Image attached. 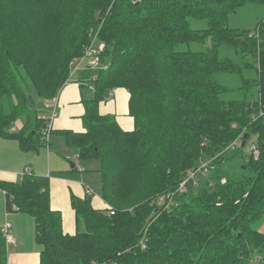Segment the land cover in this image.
I'll list each match as a JSON object with an SVG mask.
<instances>
[{
  "label": "trees",
  "instance_id": "1",
  "mask_svg": "<svg viewBox=\"0 0 264 264\" xmlns=\"http://www.w3.org/2000/svg\"><path fill=\"white\" fill-rule=\"evenodd\" d=\"M247 4L264 0H0V136L34 150L62 135L79 159H100L111 206L73 196L69 235L48 176L0 180L7 213L35 219L39 264H264L255 226L264 215V19L253 30L227 20ZM93 42L100 65L78 72L96 89L86 130H54L41 102ZM119 87L130 93L131 130L99 111L106 89ZM246 134L257 136V157L245 152L249 139L242 146ZM5 225L0 264L15 247Z\"/></svg>",
  "mask_w": 264,
  "mask_h": 264
},
{
  "label": "crops",
  "instance_id": "2",
  "mask_svg": "<svg viewBox=\"0 0 264 264\" xmlns=\"http://www.w3.org/2000/svg\"><path fill=\"white\" fill-rule=\"evenodd\" d=\"M80 70L71 71L69 81L58 92L57 96L42 101L39 116L52 115L54 130L85 131V101L94 98L93 82H79ZM129 91L125 88L106 89L104 99L100 103L101 114L108 115L124 130H131L134 119L130 115ZM16 121L13 130L21 129L24 120ZM0 142V180L17 181L25 171L49 177L50 203L54 210L62 215V226L65 233L74 235L77 232V213L73 207L72 197L84 199L92 196V205L96 209H109L110 204L102 196L101 161L79 159L78 150L66 143L60 134H53L49 143H42L38 149L22 150L19 142L13 138H2ZM51 142V147L49 146ZM5 192L0 189V223H11V234L16 245L9 252L8 264H39L41 246L36 239L35 219L23 212L7 213ZM15 249V250H14ZM11 253V254H10Z\"/></svg>",
  "mask_w": 264,
  "mask_h": 264
},
{
  "label": "rangeland",
  "instance_id": "3",
  "mask_svg": "<svg viewBox=\"0 0 264 264\" xmlns=\"http://www.w3.org/2000/svg\"><path fill=\"white\" fill-rule=\"evenodd\" d=\"M264 19V6L263 5H254V4H247L237 10V12L232 13L228 17V24L232 27H239V28H248V29H254V27ZM207 24L206 20H193L192 26L195 28H203ZM85 53V51H84ZM84 55V54H83ZM82 55V56H83ZM75 67L71 68L72 70ZM71 73V70H70ZM33 111L29 113L30 117L33 118ZM20 120L18 124L21 123L23 118L18 119ZM257 136H252L249 140L247 145H245V152H249V146L252 142L256 143ZM4 146L2 142H0V147ZM239 159L233 160V164L230 165L231 171H236V163H239ZM0 225H3L0 223ZM255 226H257L261 231L264 232V215L259 219L257 223H255ZM15 250V249H14ZM13 253V251H12ZM11 254V253H10Z\"/></svg>",
  "mask_w": 264,
  "mask_h": 264
},
{
  "label": "built area",
  "instance_id": "4",
  "mask_svg": "<svg viewBox=\"0 0 264 264\" xmlns=\"http://www.w3.org/2000/svg\"><path fill=\"white\" fill-rule=\"evenodd\" d=\"M100 65V59H99V56H98V52H97V49L94 47V42L88 46L86 49H85V53L84 55L74 64V69L75 72L77 70H81L83 68H86V67H89V68H96ZM56 98H54V101H55ZM56 110H52V115L49 117L50 118V128H52V121L53 119L56 117ZM236 145V143H232L229 147L231 148H235L234 146ZM249 151L250 153H252L254 156H258L259 155V150L258 148L256 147V145L252 144L250 145L249 147ZM207 163L203 164L204 166L202 167H205ZM207 171V170H206ZM196 175V173L192 172L189 176V178L191 177H194ZM185 183H183L181 185V189L183 190L185 187H184ZM173 196H174V192H168L166 193L165 195L161 196L159 199H158V203L161 204H164V203H170L172 200H173ZM111 208V206H109V209ZM114 210L111 211V214H114ZM11 223L10 222H6V225H5V228H4V231L6 233V240H7V243L12 247V246H15L16 245V239L12 236L11 234Z\"/></svg>",
  "mask_w": 264,
  "mask_h": 264
},
{
  "label": "water",
  "instance_id": "5",
  "mask_svg": "<svg viewBox=\"0 0 264 264\" xmlns=\"http://www.w3.org/2000/svg\"><path fill=\"white\" fill-rule=\"evenodd\" d=\"M30 99H31V97H30ZM32 101H33V100H32ZM249 137H250L249 134H246V135L244 136V140H243V144H242V146H244V145L246 144V142H247V140L249 139Z\"/></svg>",
  "mask_w": 264,
  "mask_h": 264
}]
</instances>
